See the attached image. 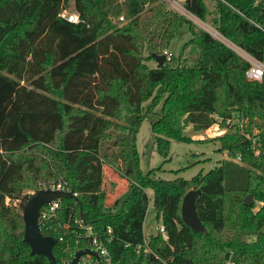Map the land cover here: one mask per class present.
<instances>
[{
	"label": "trees",
	"instance_id": "1",
	"mask_svg": "<svg viewBox=\"0 0 264 264\" xmlns=\"http://www.w3.org/2000/svg\"><path fill=\"white\" fill-rule=\"evenodd\" d=\"M66 1L0 0V264H49L46 256L30 254L21 211L6 198H20L22 207L30 196L23 189L58 181L77 193L40 220L42 233L56 240L58 263L87 245L75 221L81 210L109 264H264V204L253 210L264 196V75L247 79L248 61L163 1L74 0L78 22L59 15ZM215 2L212 25L264 63V0ZM185 6L207 21L205 0ZM184 25L195 50L190 63L180 61L185 43L177 57L148 66ZM215 115L246 120L245 132L210 138L230 159L189 179L151 176L160 165L140 169L136 134L144 118L165 158L171 139L193 140L183 133L186 124L204 130L217 122ZM112 131L125 133L116 143L121 163L99 152ZM104 165L127 181L109 205ZM191 188L199 189L195 206L204 230L191 229L180 216ZM147 189L166 240L158 229L145 237Z\"/></svg>",
	"mask_w": 264,
	"mask_h": 264
},
{
	"label": "rangeland",
	"instance_id": "2",
	"mask_svg": "<svg viewBox=\"0 0 264 264\" xmlns=\"http://www.w3.org/2000/svg\"><path fill=\"white\" fill-rule=\"evenodd\" d=\"M164 4L170 8V5L163 1ZM205 4L208 7L209 15L207 16V21H199L196 20L197 23H194V26H201L200 23H204L208 28H214L212 25V17L216 14L215 12V0H205ZM67 12L75 10L74 9V0H67L63 8ZM203 25V24H202ZM204 26V25H203ZM191 37L190 30L187 25H184L178 32V34L172 39L170 45L166 47V50L171 53V56L177 57L180 49L186 43L182 54L181 60L184 59L186 63H190L188 57L194 54V47L188 43L189 38ZM230 45L232 44L228 41ZM234 46V45H233ZM237 48V47H236ZM144 54H148V49L144 50ZM148 66L154 67L156 66V62L154 60L147 61ZM148 102H145L144 107ZM160 105H158L155 110H160ZM217 122L214 126H212L208 133L199 131H195L192 129L190 124H186L183 128V133L186 136L193 138L192 141L182 142L171 139L169 145V153L167 157H163L157 152L156 143H155V133L151 129V123L147 118H144L139 127L136 134V148L139 157V167L143 172H147L151 168L161 166V169L155 170L151 176L155 178H163V179H173L176 177H183L186 179L191 178L196 173L201 171L202 173L206 172L208 169L214 167L219 164V162L223 159H230L226 150H220V143L217 140L210 139L211 137L220 136L224 133H242L245 132L246 120L241 119L234 124H228L226 122V118L222 120L221 117L215 115ZM239 118V117H238ZM129 118H126L128 121ZM222 121L224 123L222 124ZM240 123V124H237ZM242 125V128L239 127ZM254 133V131H253ZM252 133V134H253ZM113 138L110 140H102L100 145V155H109L110 157H114L117 159L119 163H121V159L118 157L120 155L121 147L116 145L121 140L122 137L125 136V133L112 131ZM202 135V136H201ZM234 159V158H233ZM235 161L239 160L236 158ZM180 169L177 173L174 170ZM104 178L103 182L105 184V191L107 193L106 202L109 205L114 197L122 193L126 187L122 178L118 175L117 171L109 165L103 166ZM121 178V180H114V177ZM116 182V183H115ZM118 184L115 188L112 184ZM112 185V186H111ZM40 186L38 189L42 188V184H38ZM114 186V187H113ZM35 192L34 189L26 188L22 190V193L32 194ZM117 193V194H116ZM147 193L150 197V203L148 206L147 215L145 218V226H144V234L145 237L151 233H154L158 227L160 226V222L154 219V211L152 208V190L147 189ZM253 198V195H252ZM251 198V200H252ZM20 198L7 200L6 203L13 205L22 212V207L20 206ZM24 204V203H23ZM23 206V205H22ZM259 203L258 200L255 201V206L253 210L258 209ZM227 264H233L232 261L228 260Z\"/></svg>",
	"mask_w": 264,
	"mask_h": 264
},
{
	"label": "water",
	"instance_id": "3",
	"mask_svg": "<svg viewBox=\"0 0 264 264\" xmlns=\"http://www.w3.org/2000/svg\"><path fill=\"white\" fill-rule=\"evenodd\" d=\"M153 60L156 62V66L160 67L165 62V56L163 54H152ZM72 189L68 191L56 190L49 188H41L35 190L26 199L22 206V218L24 221L23 240L30 247V254H42L46 256L49 264H61L58 263L53 254V245L56 240L51 235H44L40 226V209L43 205L50 203L51 201L63 197H74ZM199 193V189L187 190L181 201L180 216L182 221L187 224L191 229L195 231L204 230V226L201 223L195 206V198ZM75 198V197H74ZM252 198V194H248L243 201L249 203ZM80 217L82 218L81 210ZM84 254H92L96 259H99V255L96 251L89 248L77 249L69 264H79L80 257Z\"/></svg>",
	"mask_w": 264,
	"mask_h": 264
},
{
	"label": "built area",
	"instance_id": "4",
	"mask_svg": "<svg viewBox=\"0 0 264 264\" xmlns=\"http://www.w3.org/2000/svg\"><path fill=\"white\" fill-rule=\"evenodd\" d=\"M160 1H165L166 3H168L170 5L169 9H172V10L182 14L186 18L190 19L192 22L197 23L196 22L197 19L199 21H202L197 16L193 15L186 8V6H185V1L186 0H160ZM59 15L61 17L65 18V19H67L70 22L83 21V20L80 19L79 13L76 10H72V11H68L67 12L65 9H62L60 11ZM194 19H196V20L194 21ZM117 20L118 21H123L124 20L123 16L122 15L118 16ZM200 25H201L200 27H202L204 30L209 32L213 37H215L218 40H220L221 42H223L225 45H227L232 50H234L237 54H239L241 57H243L246 61H248L249 66H248V68H247V70L245 72V76H246L247 79H249V80H260L262 78V76L264 75V63L262 61L256 59L252 55H250L244 49H242L241 47H239L235 43H233L230 39L224 37L215 27L213 29L212 28H208L202 22L200 23ZM214 32H217L219 34V36L216 37ZM228 41H230L232 44L230 45V43ZM162 54L165 56V60H169L171 58V53L168 52L166 49H164L162 51ZM238 117H239V115H235L233 117H228V118H226V122L228 124H234L235 122L240 120V118H238ZM237 124H240V123H237ZM214 125H215V123L212 126H214ZM239 127L242 128V125H240ZM254 152H255V154H258L259 151L256 149ZM42 188H49V189H53V190L54 189H56V190H64V191L70 190V188L66 185V183L62 182V181L49 182L47 184L43 183L42 184ZM72 193H73L74 197L77 196L76 192L73 191ZM60 199L61 198L55 199V200L51 201L50 203H48L46 205H43L41 207V209H40V220L46 219V218L50 217L52 214H54L56 209L59 207ZM7 200H9V199L6 198V201ZM258 203H259V206L264 204V196H263L262 200L258 201ZM75 221L78 222L79 225L82 226V228H84V230H85L84 236L89 237L87 245L85 247H83V248H89L90 250H94L99 255V259H96L92 254H84V255H82L80 257L79 264H109L111 262L110 254H109L108 250L106 249V247L101 242L97 241V238L93 234L91 226L83 224L84 222H83V220L81 218L80 219H75ZM67 226H68L67 224H64L62 226V228L63 229H67L68 228ZM158 230L160 231L163 239L166 240L167 239V234H166L163 226L160 225L158 227ZM110 231H111V229H110V227H108L107 228V232L110 233ZM60 239H62V237H60ZM139 248H140V246L138 245L137 249H139ZM145 251H148V249H145ZM69 262L70 261L64 262L63 264H69Z\"/></svg>",
	"mask_w": 264,
	"mask_h": 264
},
{
	"label": "crops",
	"instance_id": "5",
	"mask_svg": "<svg viewBox=\"0 0 264 264\" xmlns=\"http://www.w3.org/2000/svg\"><path fill=\"white\" fill-rule=\"evenodd\" d=\"M212 126H210L209 128H207V129H204V130H200L201 132H203V134L205 133V132H207L208 133V131H209V129L211 128ZM202 136V135H201ZM115 179L114 180H121V178H118V176L117 177H114ZM122 180H123V182L126 184L127 183V181H126V179H124V178H122ZM116 183V182H115ZM112 184V183H111ZM112 185H114V184H112ZM111 185V186H112ZM115 186V188L118 186V184L116 185H114ZM113 186V187H114ZM103 188H105V184H104V182H103ZM105 190V189H104ZM107 194V193H106ZM117 194V193H116ZM115 198V197H114ZM106 199H107V197H106ZM150 203V202H149ZM144 226H145V222H144Z\"/></svg>",
	"mask_w": 264,
	"mask_h": 264
},
{
	"label": "bare ground",
	"instance_id": "6",
	"mask_svg": "<svg viewBox=\"0 0 264 264\" xmlns=\"http://www.w3.org/2000/svg\"><path fill=\"white\" fill-rule=\"evenodd\" d=\"M214 34L216 35V37H218V36H219V34H218L217 32H214Z\"/></svg>",
	"mask_w": 264,
	"mask_h": 264
}]
</instances>
